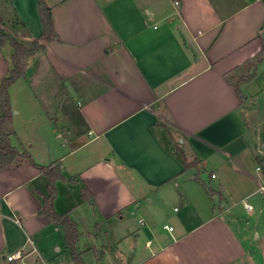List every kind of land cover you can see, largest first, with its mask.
I'll return each instance as SVG.
<instances>
[{
  "label": "crops",
  "instance_id": "obj_1",
  "mask_svg": "<svg viewBox=\"0 0 264 264\" xmlns=\"http://www.w3.org/2000/svg\"><path fill=\"white\" fill-rule=\"evenodd\" d=\"M38 1L0 0V28L38 40ZM45 1L58 39L10 87L12 141L61 164L85 264H264V0ZM47 183L26 157L0 170V264H76Z\"/></svg>",
  "mask_w": 264,
  "mask_h": 264
},
{
  "label": "trees",
  "instance_id": "obj_2",
  "mask_svg": "<svg viewBox=\"0 0 264 264\" xmlns=\"http://www.w3.org/2000/svg\"><path fill=\"white\" fill-rule=\"evenodd\" d=\"M38 10L42 23V33L38 40L32 41L29 45L16 38L13 34L6 32L3 28H0V48L4 47L6 44H10L14 49L11 57L9 73L0 80V106L2 108V113H0V170L10 166L17 158L26 157L32 165L44 172L48 180L47 193L40 194L43 202L39 214L48 217L62 230L64 240L74 262L76 264H85L81 253L76 248L79 233L75 222L67 213H59L54 206L58 192L56 183L58 180L65 179L62 174L61 164L57 162L50 167L37 164L26 150L19 149L12 141L14 129L12 127L13 110L10 97V87L18 79L26 77L29 62L39 53L46 50L45 44L58 39L52 7L49 6L45 0H39ZM0 21H2L1 16ZM251 76L252 74H249L244 79H249ZM236 92L240 100L243 101L244 95L239 85L236 86ZM182 158L185 168L197 165L196 161L187 163L183 154ZM206 188L209 192H213L209 186H206ZM82 196L87 201L91 200V195L85 188L82 189Z\"/></svg>",
  "mask_w": 264,
  "mask_h": 264
},
{
  "label": "built area",
  "instance_id": "obj_3",
  "mask_svg": "<svg viewBox=\"0 0 264 264\" xmlns=\"http://www.w3.org/2000/svg\"><path fill=\"white\" fill-rule=\"evenodd\" d=\"M212 177H215V175L213 174ZM248 207H250V206H248ZM142 222H143V220H142ZM164 228L167 229V230H172V227L167 225V224L164 225ZM24 256H25V251L23 249H21V250H18L16 252H14V253L6 255L5 256V261L6 262H14V261L20 260V261H22V264H25L24 261H23L24 260Z\"/></svg>",
  "mask_w": 264,
  "mask_h": 264
},
{
  "label": "rangeland",
  "instance_id": "obj_4",
  "mask_svg": "<svg viewBox=\"0 0 264 264\" xmlns=\"http://www.w3.org/2000/svg\"><path fill=\"white\" fill-rule=\"evenodd\" d=\"M60 131L61 132L58 133V134H63L62 130H60ZM65 134H67V133H65ZM104 257H105L106 264H111V260H112L111 253L108 252V251L105 252V256ZM85 259L87 260L88 264H97L95 255H86Z\"/></svg>",
  "mask_w": 264,
  "mask_h": 264
}]
</instances>
